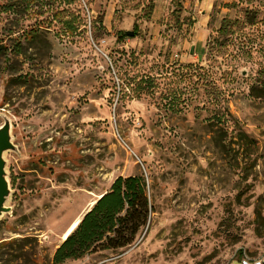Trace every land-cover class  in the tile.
<instances>
[{"label": "rangeland", "instance_id": "1", "mask_svg": "<svg viewBox=\"0 0 264 264\" xmlns=\"http://www.w3.org/2000/svg\"><path fill=\"white\" fill-rule=\"evenodd\" d=\"M180 3L0 0V127L16 147L0 264H52L97 196L141 174L153 212L136 242L65 264L264 254V0Z\"/></svg>", "mask_w": 264, "mask_h": 264}, {"label": "trees", "instance_id": "2", "mask_svg": "<svg viewBox=\"0 0 264 264\" xmlns=\"http://www.w3.org/2000/svg\"><path fill=\"white\" fill-rule=\"evenodd\" d=\"M175 2L179 8L182 6L180 0ZM234 24L224 19L218 30L219 33L221 35L233 33ZM134 33L137 35L136 32ZM120 38H127V34H123ZM7 52V46L0 40V58L5 57ZM149 80V78H142L138 82L139 87L147 88ZM261 91L264 95V87ZM251 94L260 97L254 89ZM216 118L220 120L217 115ZM147 187L143 174L118 177L111 188L95 201L77 227L56 249L52 264L78 261L86 256L107 251L114 253L132 246L148 226L150 214L153 212ZM240 255H242L241 251Z\"/></svg>", "mask_w": 264, "mask_h": 264}, {"label": "water", "instance_id": "3", "mask_svg": "<svg viewBox=\"0 0 264 264\" xmlns=\"http://www.w3.org/2000/svg\"><path fill=\"white\" fill-rule=\"evenodd\" d=\"M126 34L128 37L135 36L133 31L126 32ZM11 151H16V147L12 143L11 122L6 118L4 125L0 127V220L4 214L10 211V208L6 206L11 195V189L6 172L4 155Z\"/></svg>", "mask_w": 264, "mask_h": 264}, {"label": "built area", "instance_id": "4", "mask_svg": "<svg viewBox=\"0 0 264 264\" xmlns=\"http://www.w3.org/2000/svg\"><path fill=\"white\" fill-rule=\"evenodd\" d=\"M240 262L241 264H264V254L257 258H251L250 256L245 255Z\"/></svg>", "mask_w": 264, "mask_h": 264}, {"label": "bare ground", "instance_id": "5", "mask_svg": "<svg viewBox=\"0 0 264 264\" xmlns=\"http://www.w3.org/2000/svg\"><path fill=\"white\" fill-rule=\"evenodd\" d=\"M103 194H101L100 196H97V199L98 200L100 197H102ZM95 204V201L91 204L90 207H92L93 205ZM81 216L72 223V225L67 229V231L63 234L62 236V240H65L71 233L72 231L77 227V225L79 224V222L81 221Z\"/></svg>", "mask_w": 264, "mask_h": 264}, {"label": "crops", "instance_id": "6", "mask_svg": "<svg viewBox=\"0 0 264 264\" xmlns=\"http://www.w3.org/2000/svg\"><path fill=\"white\" fill-rule=\"evenodd\" d=\"M103 194H104V193H103ZM99 196H100V195H99ZM95 201H96V200H95ZM90 208H91V207H90ZM90 208H89V209H90ZM89 209H88V210H89ZM88 210H87V211H88ZM87 211H86V212H87ZM86 212H85V213H86ZM85 213H84V214H85ZM84 214L81 216V218L84 216ZM63 241H64V240H62V242H63ZM231 264H241V262H240V260H237V261H233Z\"/></svg>", "mask_w": 264, "mask_h": 264}]
</instances>
